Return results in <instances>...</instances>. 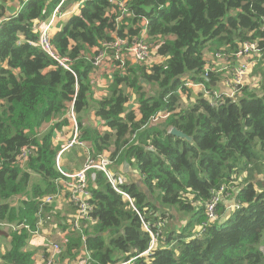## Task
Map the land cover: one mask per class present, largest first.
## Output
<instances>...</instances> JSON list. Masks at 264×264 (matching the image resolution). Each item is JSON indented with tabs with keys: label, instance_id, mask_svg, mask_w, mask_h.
<instances>
[{
	"label": "trees",
	"instance_id": "trees-1",
	"mask_svg": "<svg viewBox=\"0 0 264 264\" xmlns=\"http://www.w3.org/2000/svg\"><path fill=\"white\" fill-rule=\"evenodd\" d=\"M17 1L13 14L0 2V223L10 225L7 232L0 226V264H77L81 258L88 264H264V0H125V12L109 0ZM59 3L60 13L76 6L55 21L50 39L72 71L36 43L37 28ZM142 31L152 43L151 63L127 54L120 66L113 58L106 93L95 97L92 60L101 44L117 37L131 43ZM245 41L260 47L248 70L259 91L247 90L245 79L235 99L215 91L226 71L206 70L207 56L233 61ZM188 83L210 92H197L180 108L181 95L195 86ZM131 99L135 107L127 106ZM70 111L85 147L63 150L59 166L64 158L82 163L87 155H105L118 189L130 198L102 170L89 169L91 220L78 229L70 224L74 204L55 164L72 138ZM90 112L97 121L84 115ZM172 127L192 141L170 134ZM220 191L210 218L207 206ZM59 199L68 201L69 220L55 208ZM172 211L189 218L162 228L166 217L176 220ZM46 222L64 234L48 236L58 249L47 240L39 262L26 246ZM143 224L155 237L145 254L152 237Z\"/></svg>",
	"mask_w": 264,
	"mask_h": 264
},
{
	"label": "built area",
	"instance_id": "built-area-1",
	"mask_svg": "<svg viewBox=\"0 0 264 264\" xmlns=\"http://www.w3.org/2000/svg\"><path fill=\"white\" fill-rule=\"evenodd\" d=\"M109 1L114 3L123 12L126 11L125 0H109ZM59 8H60V3L52 10L51 15L43 23L40 24L37 31L38 39L36 43L43 52H45L47 55L53 58L60 66L72 71L69 65L70 59L68 57L59 56L51 46L50 39H51L52 27L55 21L59 17L65 15V13H60ZM143 30L146 31L145 28H143ZM151 49H152V43L144 39V37L141 35V32H140V36L137 38H133L131 43L124 38L117 37L113 40L101 44V50H99V52L93 57L92 64L94 66H99L103 62L105 56L109 54L111 55L112 60L114 58L120 61V66L124 63V56L127 54L129 57H132L134 61L137 63L145 62L150 57ZM259 53H260V47L256 41L243 42L239 47V49L234 53V60L231 61V65H232L231 76L229 77V79H226L227 78L226 77L223 80V83L230 88V93L227 94L228 97L235 96L236 94L235 91H237L241 87V84L244 80V76L247 74L249 67L253 63V60L251 61L250 59L253 56H258ZM212 67L213 65L209 63V61L207 60L206 70L211 69ZM208 98L209 100H211V103H214V100L218 98V95L217 93H215L212 97L209 95ZM69 115L73 121V126H74L72 138L61 145V150L57 153L55 157V164L57 169L60 171V173L66 178L64 179V182L69 191V198L71 202L74 204L73 216L70 218V224L72 225L73 228L78 229L81 226V223H83L86 220H91L89 216L91 207L86 200V197L89 195V192L87 190V182H86V174L89 169L96 168L102 170L105 173L108 180L111 182L114 189L117 192H120L124 198L126 199H130V198L127 193L118 189L113 175L107 169V166L110 164V160L105 155H99V157L96 159L90 155H87L81 167L76 169V171L73 173H68L59 166L60 153L63 150L68 149L73 144H78L82 147H85L82 141H77L76 139L77 124L73 112L70 111ZM27 151L28 149L26 146L21 147V151L19 153V158L21 160H24L26 158ZM121 181L122 178L118 177V182L121 183ZM228 183L225 185H228ZM231 193L232 191H228L224 196L229 197ZM221 194L222 191L218 192V194L213 198V201L209 203L207 206L208 216L210 218H215L213 214V207ZM44 201L50 203L52 202V197L46 196L44 197ZM20 226L25 227L24 224H20ZM143 228H145L152 237V241L150 243L149 248L144 252L145 254L148 253L150 247L154 245L155 237L146 224H143ZM50 243H53L54 251L58 249V245L55 244L54 241ZM131 260L125 262L121 261L116 264H129ZM48 264H50V261L48 262Z\"/></svg>",
	"mask_w": 264,
	"mask_h": 264
},
{
	"label": "rangeland",
	"instance_id": "rangeland-1",
	"mask_svg": "<svg viewBox=\"0 0 264 264\" xmlns=\"http://www.w3.org/2000/svg\"><path fill=\"white\" fill-rule=\"evenodd\" d=\"M1 1H4V0H0V2ZM6 1H7V3H6L7 7H8V8H5L6 13H8V12L9 13H14L15 11L12 12V10H13V5L11 4L12 0H6ZM18 9L19 8H17V11H18ZM64 17L65 16H63L61 18H64ZM141 35L144 37L145 36V32L142 31ZM207 59H208L209 63H211L213 65L212 68H216L218 70L226 71V76L225 77H227L226 79H229V77L231 76V72H232L231 71V69H232L231 61L226 62L225 60H221L220 58L217 61H214V60H212V58L209 55L207 56ZM249 59H250V57H249ZM257 59H258V56H253L250 59L251 61L253 60V63L251 64V66L257 61ZM158 60L159 59H156V60H153V61L157 62ZM145 62L147 64L151 63L150 59H148ZM112 65H113L112 64V57L110 55H107V56H105L103 62L99 66H95L96 69L91 74V78H90L91 87L95 89L94 90L95 97L106 93V89H107V77H106V75L109 77V79L111 78V73H112V68H113ZM252 68H253V66H252ZM252 68H251V70H252ZM244 80H245V82L243 83L244 85L243 84L242 85L245 86L247 88V90L255 92V93H257L259 91L258 82L256 81L255 78L252 77L251 72H249V73L247 72V74L244 76ZM190 84L191 85H195V86H193V87L190 86L192 88V90H191V93H190L189 96H187L186 94H182L181 95L180 100L178 102V106L180 108H186L188 106V104H190L194 100V98L197 95V92H203L204 89H206L203 84H200V85H197L195 83H190ZM226 87L230 90V88L228 86H226ZM240 88L237 91H235V93H236V96H235L236 98L235 99H238V97H239V95H237V94L241 92ZM208 92H210V91L206 89L204 93L209 94ZM132 101L133 100L131 99L127 103V106L135 107L134 104L132 103ZM84 115L86 117L90 118L91 121H97V119L93 115V112L85 113ZM61 163H62V159H61ZM78 167H80V165ZM72 168H75V167H72ZM255 175H259V174L255 173L254 177H255ZM258 183H259V181H257V186H258ZM256 188L257 189H261V186L256 187ZM18 200L19 199H17V198H13V201H14L15 204L18 202ZM172 213L174 215H176V220L173 219V218H171V220H169L168 217H166V219H165L166 222L164 223L162 228H166V227L175 228V227H177L179 225L180 222H184V221H186V219L189 218V214L177 215L173 211H172ZM5 225L9 226V227H7L5 229L6 231H8V229L10 228V225H8L6 223H0V226H5ZM55 232H56V230L50 229L49 226H48V222H46L45 225L43 226L42 235L43 236H55L56 235ZM4 241H5L4 238L0 235V252L3 251V242ZM33 245H34V243L31 244V242H29L27 244V246H26V249L30 250ZM260 245H261L260 246L261 248H264V229L262 231ZM31 250H33L36 253L35 249H31ZM79 258H81V257H79ZM81 260L82 261L77 263V264H88V261L86 262V260H87L86 258L85 259L81 258Z\"/></svg>",
	"mask_w": 264,
	"mask_h": 264
},
{
	"label": "crops",
	"instance_id": "crops-1",
	"mask_svg": "<svg viewBox=\"0 0 264 264\" xmlns=\"http://www.w3.org/2000/svg\"><path fill=\"white\" fill-rule=\"evenodd\" d=\"M5 4V7L6 8H8L7 7V1L6 0H4L3 1ZM11 4L13 5V10H12V12H14V13H16L17 12V8H19L20 7V3L17 1V0H12L11 1ZM74 11H76V6H75V8L73 7L72 9H71V11L70 12H65V17L66 16H68L71 12H74ZM8 14H13V13H9L8 12ZM40 26V25H39ZM39 28V27H38ZM38 28H37V31H38ZM128 59H130L131 61H133V62H135L134 61V59L132 58V57H128ZM216 86H217V89L218 90H216L215 89V91H217V92H219V93H224L225 95H227L228 93H230V90L225 86V84H216ZM64 142H66V141H64ZM63 142V143H64ZM62 143V144H63ZM83 164V161H82V163L81 162H79L78 160H77V158L76 157H74V158H72V159H68V158H64V160H62V166H63V169L65 170H70V172L69 171H66V172H68V173H73V172H75L76 171V169H78V168H80L81 167V165ZM80 165V167H78ZM72 167H75V168H72ZM78 167V168H77ZM123 169L124 170H128V167L126 166V165H124L123 166ZM55 208L58 210V212H59V215H60V217H63V218H65V217H67V219L71 216V211H70V208H69V204H68V201L67 200H65V199H63V200H57V202H56V205H55ZM69 220V219H68ZM60 223L62 224V225H64V220H60ZM48 226H49V228L50 229H53V225H51L50 224V222L48 223ZM7 227H9V226H1V229H3L4 230V232H7L5 229L7 228ZM54 230H56V232H55V234L58 236V237H60V236H62L64 233H62L61 232V230L59 229V228H57V229H54ZM41 234H42V232H41ZM47 240H50V241H54V239H52V238H50V237H48V236H43V235H36V234H34L33 236H32V239H31V244L32 243H34V245L32 246V248L31 249H35L36 250V253H35V257H38V256H40V259H39V262L41 261V248H42V246H44L45 244L44 243H46L47 242ZM30 249V250H31Z\"/></svg>",
	"mask_w": 264,
	"mask_h": 264
},
{
	"label": "water",
	"instance_id": "water-1",
	"mask_svg": "<svg viewBox=\"0 0 264 264\" xmlns=\"http://www.w3.org/2000/svg\"><path fill=\"white\" fill-rule=\"evenodd\" d=\"M169 133L172 134V135H175L177 137L184 138V139H186L188 141H192V137L191 136L186 135L184 132H182L181 130L177 129L176 127L170 128Z\"/></svg>",
	"mask_w": 264,
	"mask_h": 264
}]
</instances>
